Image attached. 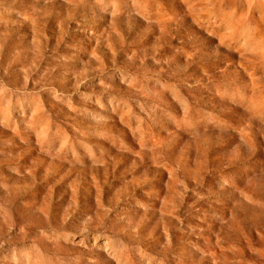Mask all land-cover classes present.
Returning <instances> with one entry per match:
<instances>
[{"label": "rangeland", "instance_id": "374dc122", "mask_svg": "<svg viewBox=\"0 0 264 264\" xmlns=\"http://www.w3.org/2000/svg\"><path fill=\"white\" fill-rule=\"evenodd\" d=\"M0 264H264V0H0Z\"/></svg>", "mask_w": 264, "mask_h": 264}]
</instances>
